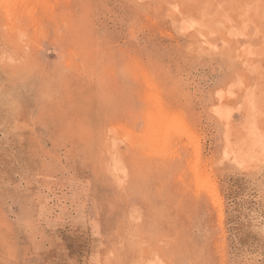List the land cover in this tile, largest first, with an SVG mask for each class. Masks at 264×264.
Wrapping results in <instances>:
<instances>
[{
  "label": "rangeland",
  "instance_id": "374dc122",
  "mask_svg": "<svg viewBox=\"0 0 264 264\" xmlns=\"http://www.w3.org/2000/svg\"><path fill=\"white\" fill-rule=\"evenodd\" d=\"M0 264H264V0H0Z\"/></svg>",
  "mask_w": 264,
  "mask_h": 264
},
{
  "label": "bare ground",
  "instance_id": "6f19581e",
  "mask_svg": "<svg viewBox=\"0 0 264 264\" xmlns=\"http://www.w3.org/2000/svg\"><path fill=\"white\" fill-rule=\"evenodd\" d=\"M223 110H225V109H223ZM227 111H228V110H227ZM230 111H231V110H230ZM222 114H225V112L222 113ZM222 114H221V115H222ZM228 115H229V114H228ZM228 115H227V113H226V116H228ZM226 116H225V117H226ZM148 118H149V117H148ZM150 118H151V117H150ZM152 118H153V117H152ZM228 118H229V117H228ZM171 119H172V118H171ZM226 119H227V117H226ZM114 128H115V127H114ZM115 129H116V128H115ZM169 129H170V128H169ZM128 139H129V138H128ZM250 152H251V151H249L248 153H250ZM245 155L248 157L247 154H245ZM250 155H252V154H250ZM251 157H253V156H251ZM243 158H245V157H243ZM247 159H248V158H246V160H247ZM247 162H248V161H247ZM242 163H243V162H242ZM242 163H241V164H242ZM243 165H244V164H242V166H243Z\"/></svg>",
  "mask_w": 264,
  "mask_h": 264
}]
</instances>
